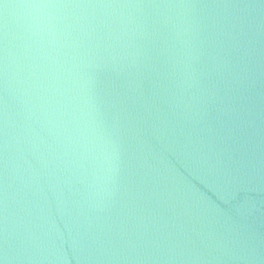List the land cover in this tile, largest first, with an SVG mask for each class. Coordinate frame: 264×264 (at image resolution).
Returning a JSON list of instances; mask_svg holds the SVG:
<instances>
[{
  "label": "water",
  "instance_id": "1",
  "mask_svg": "<svg viewBox=\"0 0 264 264\" xmlns=\"http://www.w3.org/2000/svg\"><path fill=\"white\" fill-rule=\"evenodd\" d=\"M0 27V264H264V0H2Z\"/></svg>",
  "mask_w": 264,
  "mask_h": 264
},
{
  "label": "snow or ice",
  "instance_id": "2",
  "mask_svg": "<svg viewBox=\"0 0 264 264\" xmlns=\"http://www.w3.org/2000/svg\"><path fill=\"white\" fill-rule=\"evenodd\" d=\"M2 2V0H0ZM67 6H117V5H109V4H95V5H67ZM145 6H153V5H145ZM4 28L0 27V87L3 85L4 80V65H3V34ZM7 110V101L6 98L3 95H0V167H2V150L4 146V130H3V119L6 114ZM6 195L4 191V185L2 183V176H0V242H3L6 240V223H5V216L4 213L6 212V208L4 207V196ZM3 247V244L0 243V248Z\"/></svg>",
  "mask_w": 264,
  "mask_h": 264
}]
</instances>
